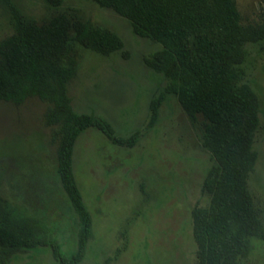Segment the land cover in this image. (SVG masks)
Masks as SVG:
<instances>
[{"label":"rangeland","instance_id":"374dc122","mask_svg":"<svg viewBox=\"0 0 264 264\" xmlns=\"http://www.w3.org/2000/svg\"><path fill=\"white\" fill-rule=\"evenodd\" d=\"M233 2L242 27L264 29V0ZM61 15L72 25L108 31L123 44L121 51L104 56L70 42L59 63L75 70L65 85L68 107L75 115L102 119L119 137L139 138L133 148H121L89 128L74 144L73 174L92 220L80 264H199L192 212L210 205L203 183L214 165L201 144L203 118L193 123L177 98L167 94L150 125V103L170 84L148 66L162 46L136 36L130 21L92 1L62 0L52 6L46 0H0V41L16 33L18 18L41 26ZM238 84L248 85L258 99L252 145L258 157L247 190L264 226V41L245 47ZM51 101L37 96L19 104L0 100V198L14 216L38 221L41 237L71 256L78 249L80 224L56 173L57 146L45 121L55 106ZM5 264L57 263L50 248L36 247ZM242 264H264V240L252 239Z\"/></svg>","mask_w":264,"mask_h":264},{"label":"trees","instance_id":"16d2710c","mask_svg":"<svg viewBox=\"0 0 264 264\" xmlns=\"http://www.w3.org/2000/svg\"><path fill=\"white\" fill-rule=\"evenodd\" d=\"M46 1L52 6L62 2ZM89 1L130 21L136 36L161 44L162 50L148 66L170 84L150 103V125L157 120L165 96L174 95L193 123L198 116L203 118L201 144L214 160L203 183L210 205L192 212L198 263L242 264L251 253L252 239L264 240V226L247 190L258 157L252 149L259 126L258 99L238 81L245 47L264 41V29L242 27L233 0ZM71 41L104 56L123 49L110 32L88 24L72 25L62 15L41 26L18 18L16 33L0 41V100L19 104L37 96L55 102L45 121L53 128L51 141L57 146L56 173L79 220L78 249L65 255L56 242L41 237L38 221L14 216L0 198V264L36 247L50 248L57 264H80L92 236V220L73 174L74 144L89 128L121 148H133L139 140L136 134L119 137L102 119L75 115L68 107L65 85L75 70L62 69L59 63ZM52 83L56 87L49 90Z\"/></svg>","mask_w":264,"mask_h":264}]
</instances>
